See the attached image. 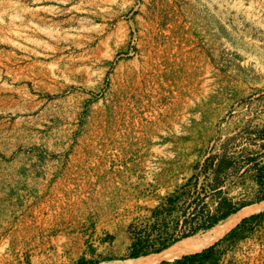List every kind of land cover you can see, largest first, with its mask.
Wrapping results in <instances>:
<instances>
[{"label": "rangeland", "instance_id": "rangeland-1", "mask_svg": "<svg viewBox=\"0 0 264 264\" xmlns=\"http://www.w3.org/2000/svg\"><path fill=\"white\" fill-rule=\"evenodd\" d=\"M257 164L264 0H0V264L160 254ZM222 238L159 264H264V209Z\"/></svg>", "mask_w": 264, "mask_h": 264}, {"label": "bare ground", "instance_id": "bare-ground-1", "mask_svg": "<svg viewBox=\"0 0 264 264\" xmlns=\"http://www.w3.org/2000/svg\"><path fill=\"white\" fill-rule=\"evenodd\" d=\"M262 209H264V203L243 208L242 210L229 216L219 224L214 225L213 228L205 231V233H200L197 234V236L185 238L160 254L135 258L127 261L104 262L103 264H159L163 261H170L175 258H180L183 255L198 253L222 238L245 216L253 214Z\"/></svg>", "mask_w": 264, "mask_h": 264}, {"label": "trees", "instance_id": "trees-1", "mask_svg": "<svg viewBox=\"0 0 264 264\" xmlns=\"http://www.w3.org/2000/svg\"><path fill=\"white\" fill-rule=\"evenodd\" d=\"M258 157H259V155H257V156L249 155L248 158H249V161H251V162H257L258 161ZM257 167H258V172L260 174L259 179H258V183L263 188V194L259 195L257 197L256 201L245 203V204L241 205L239 208H233L232 205L229 202H227L229 204V210H228L227 213L223 214V220L226 219L227 217H229L232 213L242 209L245 206H248V205H251V204H253L255 202H260V201L264 200V181H263L264 176L262 175V174H264V166H260L259 167V164H257ZM208 216H209L208 217L209 221H204L203 224H201L197 229L193 230L191 232V234H189V235H187V236H185L183 238H187V237L196 235L201 229L209 230V229L213 228L214 225H217L219 223L220 219H218L216 217H212V216L210 217V215H208ZM260 218L261 217H259V216H252L251 219H249V222L258 220ZM243 221H244L243 223L245 224L246 220H243ZM218 244H219V242L216 243V245H218ZM216 245L208 248L202 254H194V255H191V256H186L184 258L183 264H203L205 261L210 260L211 257H212V254L214 253ZM138 251H139V249L135 248V250H134L135 253L132 254L131 258H138L139 256H141V254H139ZM160 252H161V250L157 251V253H160ZM82 264H93V263H82Z\"/></svg>", "mask_w": 264, "mask_h": 264}, {"label": "crops", "instance_id": "crops-1", "mask_svg": "<svg viewBox=\"0 0 264 264\" xmlns=\"http://www.w3.org/2000/svg\"><path fill=\"white\" fill-rule=\"evenodd\" d=\"M219 189H220V187H219ZM262 202H264V201H262ZM262 202H261V203H262ZM216 205H217V206H216L215 210H213L209 215H210V217L212 216V217H216V218L220 219V221H219V223H220V222L223 221V212L221 211L220 204L217 203ZM231 205H232V204H231ZM232 214H233V213H232ZM232 214H231V215H232ZM231 215H230V216H231ZM207 217H209V216H206V218H207ZM206 218H205V219H206ZM227 218H228V217H227ZM227 218H226V219H227ZM224 220H225V219H224ZM219 223H218V224H219ZM201 224H203V223H201ZM201 224H200V225H201ZM200 225H199V226H200ZM241 227H242V226H238V228H237L235 231H238L239 229H241ZM194 229H196V227H194ZM201 230H203V231H208V230H205V229H201ZM209 230H210V229H209ZM222 241H223V238H222L220 241H218V242H219V243H222ZM135 248L139 249L138 245L135 244V245L132 247V251H134ZM133 259H135V258H133Z\"/></svg>", "mask_w": 264, "mask_h": 264}]
</instances>
